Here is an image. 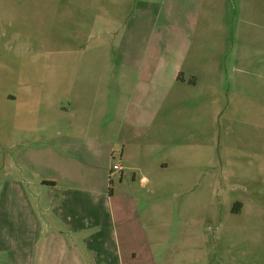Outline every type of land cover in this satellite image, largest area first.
Wrapping results in <instances>:
<instances>
[{"label":"rangeland","instance_id":"374dc122","mask_svg":"<svg viewBox=\"0 0 264 264\" xmlns=\"http://www.w3.org/2000/svg\"><path fill=\"white\" fill-rule=\"evenodd\" d=\"M154 62L160 108L133 128V68ZM16 111L76 140L83 121L109 135L107 188L120 164L157 221H175L171 245L181 230L182 264H264V0H0V163L16 161ZM135 133L145 149L120 158Z\"/></svg>","mask_w":264,"mask_h":264},{"label":"crops","instance_id":"0c3cea01","mask_svg":"<svg viewBox=\"0 0 264 264\" xmlns=\"http://www.w3.org/2000/svg\"><path fill=\"white\" fill-rule=\"evenodd\" d=\"M152 65L133 68L135 90L125 98L123 115L133 128L145 129V119L160 108L163 97L158 90L156 95L146 94L152 76L162 68L159 62ZM174 79L180 80L178 71ZM118 103L112 98L107 109L114 110ZM70 108L71 104L63 106L61 114L70 116ZM32 113L11 115L16 161L4 157L0 163V264H182L176 255L187 248L180 241L181 230L176 234L178 245L165 237L175 221L158 222L160 209L145 208L144 194L131 190L123 170L113 191L107 188L109 154L116 144L110 136L90 132L83 121L86 126L76 140L72 129L37 127L39 119ZM45 121L48 118L40 122ZM138 137L135 133L134 144L122 141L120 158L124 149H145ZM137 163L145 167V160ZM147 181L141 175L143 187ZM236 208L240 213L241 205Z\"/></svg>","mask_w":264,"mask_h":264},{"label":"built area","instance_id":"2783aa9c","mask_svg":"<svg viewBox=\"0 0 264 264\" xmlns=\"http://www.w3.org/2000/svg\"><path fill=\"white\" fill-rule=\"evenodd\" d=\"M113 171H119V172H122V167L120 164H117L115 166H113L112 168Z\"/></svg>","mask_w":264,"mask_h":264},{"label":"trees","instance_id":"16d2710c","mask_svg":"<svg viewBox=\"0 0 264 264\" xmlns=\"http://www.w3.org/2000/svg\"><path fill=\"white\" fill-rule=\"evenodd\" d=\"M235 212H237V210H235Z\"/></svg>","mask_w":264,"mask_h":264}]
</instances>
